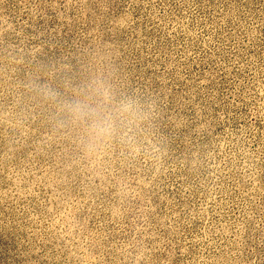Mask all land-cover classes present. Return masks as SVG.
Instances as JSON below:
<instances>
[{"label": "rangeland", "instance_id": "374dc122", "mask_svg": "<svg viewBox=\"0 0 264 264\" xmlns=\"http://www.w3.org/2000/svg\"><path fill=\"white\" fill-rule=\"evenodd\" d=\"M0 264H264V0H0Z\"/></svg>", "mask_w": 264, "mask_h": 264}, {"label": "clouds", "instance_id": "9594fccd", "mask_svg": "<svg viewBox=\"0 0 264 264\" xmlns=\"http://www.w3.org/2000/svg\"><path fill=\"white\" fill-rule=\"evenodd\" d=\"M81 110L80 106H76V111ZM93 130L98 136L108 135L110 134V125L106 120L102 119L93 126Z\"/></svg>", "mask_w": 264, "mask_h": 264}]
</instances>
